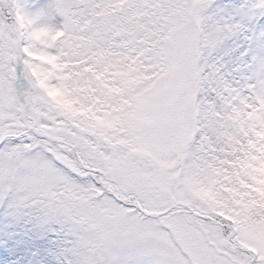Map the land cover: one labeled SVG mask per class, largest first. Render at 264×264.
<instances>
[{
	"label": "snow or ice",
	"instance_id": "6c2138e0",
	"mask_svg": "<svg viewBox=\"0 0 264 264\" xmlns=\"http://www.w3.org/2000/svg\"><path fill=\"white\" fill-rule=\"evenodd\" d=\"M0 264H264V0H0Z\"/></svg>",
	"mask_w": 264,
	"mask_h": 264
}]
</instances>
